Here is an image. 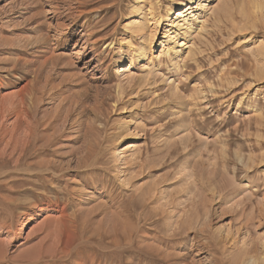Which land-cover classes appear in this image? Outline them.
I'll return each mask as SVG.
<instances>
[{"label": "rangeland", "instance_id": "obj_1", "mask_svg": "<svg viewBox=\"0 0 264 264\" xmlns=\"http://www.w3.org/2000/svg\"><path fill=\"white\" fill-rule=\"evenodd\" d=\"M189 1L0 0V264H264V0Z\"/></svg>", "mask_w": 264, "mask_h": 264}, {"label": "bare ground", "instance_id": "obj_2", "mask_svg": "<svg viewBox=\"0 0 264 264\" xmlns=\"http://www.w3.org/2000/svg\"><path fill=\"white\" fill-rule=\"evenodd\" d=\"M150 3V2H149ZM72 7V6H71ZM152 7L154 8L155 6L154 5H151V8L150 9H148V16H150V18L152 19V20H155L156 19V15H155V12H154V10L152 9ZM192 8H194V0H190L189 1V3L188 4H183L182 5V7H181V9L177 12V16H176V20H180V19H182V21H185L184 22V24H181V21H178L177 23H176V25H175V28H178V27H183V28H185V34L186 33H188V31L190 30V28L192 27V23H190V21H191V18L188 16L189 14H192V12H190L191 11V9ZM254 8H257V9H261V8H259V7H257V6H255L254 5ZM72 9H74V7L72 8ZM142 9V8H141ZM139 9H137V11H138ZM157 10H158V8H157ZM243 15H246V12H245V10H243ZM69 16V15H68ZM160 16V15H159ZM192 17H195L194 15H192ZM220 18V17H219ZM219 21V20H218ZM217 22V21H216ZM222 22L224 23V21H223V19H222ZM149 24H151V23H149ZM219 28H221V27H219ZM253 29L254 31L256 30V27L254 26V25H252V26H250V25H247V24H244L243 22L240 24V25H236V26H234L233 27V29L234 30H236V33H244V35H248V34H246V31H249L250 29ZM152 29V28H151ZM179 29V28H178ZM252 29H251V31H252ZM153 30V29H152ZM254 31H252V32H254ZM250 34V33H249ZM251 34H253V33H251ZM166 35V34H165ZM145 38L143 39V41L141 42V43H143L142 45H141V43H140V45L139 46H137L134 42H130L128 45H127V49H128V51H129V53H130V60H131V62H130V66H129V69L131 68V67H133V65H135V63L138 61V60H140V59H142V58H144L145 57V53H146V51L145 50H147V48L151 45V43L154 41V39H155V34H147V33H145L144 35H143ZM250 36V38H249V41L251 40V37H252V35H249ZM87 39V38H86ZM185 40H186V42H185ZM185 40H181L180 42H176L175 41V46H176V44H179V43H181V45L179 46V47H181V46H187L188 45V43H189V41L187 40V39H185ZM132 41V40H131ZM170 49H173L174 50V47H171ZM170 49L167 51V52H169L170 51ZM174 51H176V50H174ZM179 50H177L176 52H178ZM257 56L258 57H261L259 60H258V62L256 61V64H257V68L255 69V73H254V76L256 77V78H254L256 81H258V82H263L264 81V40H262L261 42H260V46H259V48H258V54H257ZM3 69V68H2ZM2 69H0V70H2ZM6 69V68H5ZM129 69H126V71L125 72H129ZM173 82V81H172ZM166 83V82H165ZM169 83V82H168ZM173 85H171V87H170V91H171V96H170V98H171V100L172 99H176V98H178V94H177V89H176V87H172ZM213 91V90H212ZM18 98H20V97H18ZM170 102L166 99V101L164 102V104H163V111H166L169 107H170ZM38 106V105H37ZM165 107V108H164ZM24 109V108H23ZM4 120V119H3ZM15 120H16V118H15ZM18 120V119H17ZM16 120V121H17ZM9 121V120H8ZM14 121V120H13ZM16 121L14 122V123H12V128H11V130L8 132V134L6 135L9 139H8V141H7V147H9L10 146V143H14V151H18L19 149H21V147H23L24 146V144H25V141L26 140H28L27 138H29L30 136H29V132H31V131H29L28 133L26 132L27 130H25L24 131V135H22V131H21V129L22 130H24L23 128H22V126L21 125H18L19 124V122H18V124H16ZM60 122V121H59ZM6 123H7V121H6ZM63 124V123H62ZM10 125V124H9ZM8 125V126H9ZM28 127H30L29 125H28ZM62 128V127H61ZM31 129V128H30ZM47 132V131H46ZM47 133H49V132H47ZM31 134V133H30ZM31 136H32V134H31ZM17 137L19 138H21V142H17L16 141V139H17ZM19 138V139H20ZM18 140V139H17ZM26 143H27V141H26ZM29 144H31V143H29ZM25 147V146H24ZM27 147V146H26ZM25 150V149H24ZM125 153V149H123V147H122V140H120L119 142H118V148L116 149V151L113 153V160L115 161V162H120L121 160H122V157H123V154ZM15 155V154H14ZM20 156V155H19ZM24 157V156H23ZM17 158V157H16ZM21 158V157H20ZM19 158V159H20ZM17 161H18V159H17ZM16 161V162H17ZM18 163V162H17ZM20 163V162H19ZM40 164V163H39ZM49 165H50V163H49ZM42 167V166H41ZM40 194H41V192H40ZM43 202V201H42ZM42 204V203H41ZM37 206V205H36ZM38 209H39V211H44V210H47V209H52V208H55L53 205H50V206H47L46 208L43 206V205H39L38 207H37ZM63 210V209H62ZM63 213V212H62ZM11 229V228H10ZM121 232V231H120ZM172 237H174V236H172ZM7 240V239H6ZM263 241H264V239H263ZM262 241V242H263ZM263 244H264V242H263ZM247 251V250H246ZM166 252V251H165ZM167 253V252H166ZM172 254V253H171ZM248 253H246L245 254V256L244 257H246V256H248L247 255ZM250 256H251V254H250ZM250 256H248V258L250 257ZM243 257V258H244ZM244 260V262L243 263H241V264H256L257 262H256V259L254 260V261H247V260H245V259H243Z\"/></svg>", "mask_w": 264, "mask_h": 264}]
</instances>
